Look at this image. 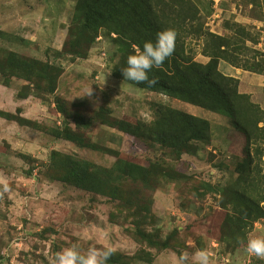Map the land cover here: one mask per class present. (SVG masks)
Returning <instances> with one entry per match:
<instances>
[{
    "label": "rangeland",
    "instance_id": "1",
    "mask_svg": "<svg viewBox=\"0 0 264 264\" xmlns=\"http://www.w3.org/2000/svg\"><path fill=\"white\" fill-rule=\"evenodd\" d=\"M77 1L0 0V108L17 112L19 93L44 106L21 108L35 121L28 125L0 116V264H52L66 247L87 252L102 245L116 248L107 264H182V253L197 251L208 254L209 264H264L246 251L249 236H264V219L234 236L221 232L224 206L236 212L234 191L244 184L236 169L255 144L229 114L116 76L121 44L105 28L87 47L88 57L77 56L83 51V44L75 46ZM212 4L213 13H203L207 29L226 34V21L243 23L257 39L248 45L264 54V9L247 0ZM186 43L196 60L205 59L202 38ZM46 64L61 68L54 93ZM258 88L264 103V86ZM159 104L210 120L211 140L192 141L196 156L151 149V141L122 128L118 119L150 122ZM77 159L98 172L86 187L68 177Z\"/></svg>",
    "mask_w": 264,
    "mask_h": 264
},
{
    "label": "trees",
    "instance_id": "2",
    "mask_svg": "<svg viewBox=\"0 0 264 264\" xmlns=\"http://www.w3.org/2000/svg\"><path fill=\"white\" fill-rule=\"evenodd\" d=\"M247 2L264 9V0ZM203 13L206 16L213 13L212 0H78L74 19H79L80 25L75 46L81 47L83 44V51L75 54L86 59L87 47L105 28L116 34L121 44L122 54L116 64L115 75L124 77L121 68L127 67V58L134 54L135 48H142L145 41H155L157 33L161 31L175 32L174 54L161 68H153L149 74L150 78L157 79V83L151 87L145 83H134L193 106L229 114L235 128L244 133L248 143L255 144L253 155L244 158L236 169L239 179L244 181L234 191L232 204L236 212L231 214L224 206L227 213L221 224V232L224 236H234L257 220L264 219V170L260 166L264 157V146L260 144L264 141V125H260L264 123V109L252 100L251 94L239 90L240 79L225 74L220 69V62L264 74V54L248 45L249 41L257 43V39L245 24L228 20L225 22L228 33L219 34L205 27ZM191 36L202 38V54L209 57L208 62L196 60L192 48L188 49L186 39ZM45 67L44 72L48 73L45 77L49 78L48 91L54 93L61 68L50 64ZM18 96L29 97L20 93ZM59 112H62L61 109ZM0 116L11 121L16 119L24 125L35 123L22 115L20 107L15 113L0 109ZM118 120L130 134L151 141L152 146L148 145L151 149L168 148L179 157L184 153L196 155L198 148L192 144L193 140L201 143L211 140L209 119L164 104L158 105L150 122L139 120L133 124ZM57 135L63 136L64 133ZM93 167L95 165L91 162L77 159L68 177L72 183L86 187L98 174ZM244 171L249 176H244Z\"/></svg>",
    "mask_w": 264,
    "mask_h": 264
},
{
    "label": "clouds",
    "instance_id": "3",
    "mask_svg": "<svg viewBox=\"0 0 264 264\" xmlns=\"http://www.w3.org/2000/svg\"><path fill=\"white\" fill-rule=\"evenodd\" d=\"M176 34L172 30L157 33L155 41L148 40L143 43L142 48H135L134 54L127 58V67L121 68L125 79L137 84L145 83L149 87L157 83V79L150 78L153 68H161L165 61L175 51ZM92 94V88L86 95ZM9 187L5 182L3 192H8ZM246 251L264 260V236H249ZM116 252V248L102 245L101 248H89L87 252L77 246H69L59 251L52 264H107L108 260ZM182 264H209V256L205 251H197L191 254L185 252L180 256Z\"/></svg>",
    "mask_w": 264,
    "mask_h": 264
},
{
    "label": "crops",
    "instance_id": "4",
    "mask_svg": "<svg viewBox=\"0 0 264 264\" xmlns=\"http://www.w3.org/2000/svg\"><path fill=\"white\" fill-rule=\"evenodd\" d=\"M215 32L216 33H219L217 31H215ZM208 61H209V57L205 56V59L202 60L201 62L206 63ZM222 62L223 61L220 62V69L224 73H226L228 75H231V76H235V77H237V78L240 79L239 90L241 92H243V93L251 94V96L253 98L260 97L258 103H260L261 107L264 108V103H263V100H262L263 96L260 95L261 93L258 90L259 89L258 86H261V85L264 86V74H258V73H254V72H250V71H245V70H243L241 68H236L235 66H232L229 63H228V66L224 69V68H222L223 67L222 66ZM228 71L230 73H227ZM239 71H240V74H241L240 76L237 75V72H239ZM16 102L17 103L15 105L17 107L14 106V107H16L15 109H17L19 107L22 108V109L23 108H26L27 106H24V105L27 104V103H30V104L33 103V104H35L37 106V109H40V110L41 109H44V106L41 104V102H38V101L37 102H34V101L31 100L30 97H27V98L17 97V101ZM0 109H2V108H0ZM3 110H5V108ZM11 110L13 111L14 108L11 109ZM11 110H7L6 109L5 111H11ZM22 113H23V111H22ZM22 115L25 116L26 114L23 113ZM25 117H27V116H25ZM2 118H4V117H2ZM4 119H6V118H4ZM5 121L7 122L8 119H6ZM9 121H11V120H9ZM11 122H15V121H11ZM213 141H214V138H213ZM184 154H188V153H184ZM188 155H191V154H188ZM191 156H194V155H191Z\"/></svg>",
    "mask_w": 264,
    "mask_h": 264
},
{
    "label": "built area",
    "instance_id": "5",
    "mask_svg": "<svg viewBox=\"0 0 264 264\" xmlns=\"http://www.w3.org/2000/svg\"><path fill=\"white\" fill-rule=\"evenodd\" d=\"M217 1V0H216Z\"/></svg>",
    "mask_w": 264,
    "mask_h": 264
}]
</instances>
